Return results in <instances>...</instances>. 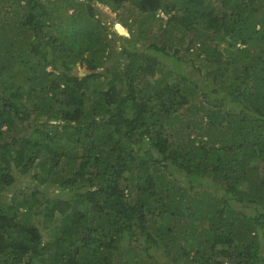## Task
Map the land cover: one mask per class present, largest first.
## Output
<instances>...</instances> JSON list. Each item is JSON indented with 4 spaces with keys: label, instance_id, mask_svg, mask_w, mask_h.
<instances>
[{
    "label": "trees",
    "instance_id": "obj_1",
    "mask_svg": "<svg viewBox=\"0 0 264 264\" xmlns=\"http://www.w3.org/2000/svg\"><path fill=\"white\" fill-rule=\"evenodd\" d=\"M0 264H264V0H0Z\"/></svg>",
    "mask_w": 264,
    "mask_h": 264
},
{
    "label": "rangeland",
    "instance_id": "obj_2",
    "mask_svg": "<svg viewBox=\"0 0 264 264\" xmlns=\"http://www.w3.org/2000/svg\"><path fill=\"white\" fill-rule=\"evenodd\" d=\"M99 10L103 14L102 20L103 21L106 20L108 25L112 24V27L114 29H116V31L118 32L119 35H126L128 33L127 29L118 20V13L117 12H111L106 6L101 5V4L99 5ZM147 36L148 35H146L145 37L143 35L140 36V38L138 39L140 41V43H143L144 45L150 44L151 42H149L147 40ZM114 38H113V42L115 43L114 49H115L118 57H121V53H122L121 51H122L124 45L121 42L118 43V40L116 41V39H118V35H116ZM152 43H154V42H152ZM47 69H49V67ZM75 71L77 72L78 75H81V76H83L85 73L88 72L86 70V68L80 64H77ZM190 72H191L192 78L194 80H197L200 82L204 80L202 77H200L198 75L196 70L190 69ZM34 183H36L35 180L32 181L29 176L22 175V176L17 178V181L15 184H13L10 187H8L7 189H5L4 192L8 195L18 194V196H20V197L24 193L29 195L28 192H30L32 190V186ZM50 194H51V192L47 191V193H45V191H42L40 194V198L45 199Z\"/></svg>",
    "mask_w": 264,
    "mask_h": 264
},
{
    "label": "water",
    "instance_id": "obj_3",
    "mask_svg": "<svg viewBox=\"0 0 264 264\" xmlns=\"http://www.w3.org/2000/svg\"><path fill=\"white\" fill-rule=\"evenodd\" d=\"M81 74V73H80Z\"/></svg>",
    "mask_w": 264,
    "mask_h": 264
}]
</instances>
